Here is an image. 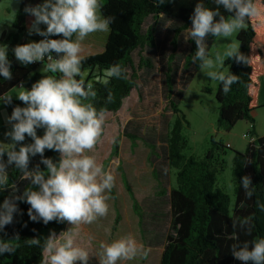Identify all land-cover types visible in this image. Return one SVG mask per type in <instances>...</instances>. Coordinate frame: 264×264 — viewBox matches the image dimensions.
Here are the masks:
<instances>
[{
  "label": "clouds",
  "instance_id": "1",
  "mask_svg": "<svg viewBox=\"0 0 264 264\" xmlns=\"http://www.w3.org/2000/svg\"><path fill=\"white\" fill-rule=\"evenodd\" d=\"M15 2L19 5L24 0ZM154 2L160 4L163 0ZM213 2L214 9L199 0L195 3L189 17L188 39L196 45L192 62H199L204 76L219 81L226 95L233 84L239 83V76L220 70L225 58L250 65L251 57L240 51L241 43L231 40L223 57L217 53L213 59L208 51L209 37L230 40L235 33L246 30L250 21L264 25V0ZM221 8L229 14L227 17ZM13 11L16 14L19 8ZM23 12L32 17L27 35L42 39L17 44L12 53L25 67L41 63L44 74L30 89L23 82L14 87L18 90L15 98L24 106L16 105L11 115H5V123L10 127L3 133L8 142L0 141V193L7 191L8 195L0 203V232L14 222L15 214H23L19 203H26L30 206L27 215L31 221L70 225L59 234L50 230L46 237L25 240L27 246L41 249L40 264H90L92 256L98 258L99 264L146 258L150 249L132 234L100 242L96 254L80 239L82 226L108 216L110 193L116 182L114 172L105 170L91 154L104 136L107 109H98L94 103L97 91L94 83L87 81L88 74L83 68L86 59L83 42L93 33L109 32L115 18L103 14L100 0H41L36 4L24 3ZM11 69L9 47L0 44V76L5 81L13 79ZM127 71L119 63L111 64L96 78V83L107 88L112 79H127ZM113 99L109 90L105 103ZM12 101L9 91L0 94V105L10 106ZM38 129H43L42 135H38ZM26 138L31 142H26ZM46 150L57 153L58 159L45 156ZM37 155L39 161L30 167ZM10 168L19 171L20 181H28L22 192L15 181L9 183ZM239 183L246 199H251L255 191L251 176L244 175ZM257 206L264 211V203L257 201ZM232 227L251 235L252 217H236ZM232 238L235 242L230 252L236 261L264 264V237L241 241L234 231ZM17 239L18 234L13 239L0 237V256L15 255L19 245L11 241Z\"/></svg>",
  "mask_w": 264,
  "mask_h": 264
},
{
  "label": "trees",
  "instance_id": "2",
  "mask_svg": "<svg viewBox=\"0 0 264 264\" xmlns=\"http://www.w3.org/2000/svg\"><path fill=\"white\" fill-rule=\"evenodd\" d=\"M38 2L41 0H24V3L36 4ZM196 2L198 0H171V2L163 0L160 4L154 0H100L103 14L113 16L115 22L110 26L102 52L98 55L86 56L83 68L88 74L87 81L95 85L97 97L94 103L96 107L106 108L107 113L117 112L131 90L136 89L137 71L151 68L150 62L140 56L137 66L134 67L132 53L155 49V37L159 29L158 19L163 18L161 22H172L169 28L170 51L164 62L162 80L163 99L173 117L162 139L165 147L163 161L167 169L166 173L171 172V176L173 174V182L168 186V190L160 187L162 183L159 175L155 168L152 169V176L158 185L155 196L166 197L170 210V233L165 237L166 242L159 264H240L230 252V246L235 242L232 238L234 231L238 233L241 241L264 237V211L257 206V201L264 203V135L259 136L254 131V121L251 115L257 109L259 82L261 80L264 82V25L258 26L253 20L249 22L246 30L236 34V42L241 43L240 51L251 57V63L245 65L236 63L234 59L226 58L223 66L226 68V73L231 71L238 75L239 83L233 84L231 91L225 95L219 82L215 92V100L218 104L215 126L218 131L229 132L241 121L251 125L252 141L249 142L246 150L242 153L232 151L230 168L233 191L231 197L218 187L217 183V175L223 171L226 151L231 150L230 145L226 146L211 137L210 148L202 159L193 156L185 157L183 154L188 149V141L183 136L182 129L188 124L178 108L182 93L178 91L176 80L179 74L184 88L192 74L200 68L198 61L195 64L192 62L196 50L194 41L188 39L186 41L187 46L189 45L187 52L177 53L184 41L183 36H188L191 26L189 17ZM199 2H203L209 8L216 7L213 0H199ZM24 3L18 5L19 12L15 14L12 22L15 33L0 36V44H7L9 47V59L12 61L13 73L11 81H5L0 76V94L10 92L21 82L29 88L41 77L34 72L32 67L18 65L12 53L14 46L22 44L21 36L27 34L25 20L29 16L23 12ZM220 11L226 17L229 15L224 12L223 8ZM149 18L152 24L144 30L143 26ZM213 39L214 37H209V41ZM114 63H119L128 70L126 73L128 78L112 79L107 88L96 83V78L103 74V70ZM109 90L114 99L111 103H105ZM16 105L22 106L23 104L17 99L12 101V105L7 108L12 111ZM37 131L38 135L43 134V129ZM125 136L130 140L131 148L134 147L135 137L128 134ZM119 139L117 137L113 143L112 153L114 154L118 151ZM26 142H31L30 138H26ZM150 146L149 154L155 157L152 153L153 148ZM45 156L58 159V154L52 151L46 150ZM39 159L38 155L32 158L30 167H33ZM148 161L154 167L152 160L148 159ZM41 168L43 169L44 165H41ZM9 173V183L11 184L12 181L17 183L20 177L19 171L10 168ZM244 175H250L252 179L255 191L251 199H246L245 192L239 183ZM27 184L28 181H23L21 192ZM7 195V191L0 193V203ZM132 204L133 213L137 216L139 224L142 216L134 198ZM29 207L26 203H19L23 214H15L14 222L0 232V237L6 240L19 235V239L11 241L14 245H19L16 254L0 256V264H40L41 249L27 246L25 240L36 236L46 237L50 230H55L57 234L64 230L65 223L50 222L44 225L42 221H31L27 215ZM248 216L252 217L251 235L239 229H233V219ZM115 220H118V216Z\"/></svg>",
  "mask_w": 264,
  "mask_h": 264
},
{
  "label": "rangeland",
  "instance_id": "3",
  "mask_svg": "<svg viewBox=\"0 0 264 264\" xmlns=\"http://www.w3.org/2000/svg\"><path fill=\"white\" fill-rule=\"evenodd\" d=\"M160 20V21H159ZM158 19L159 29L155 37L156 47L153 50L134 51L132 62L134 67L138 64L139 56L150 62L151 68H143L137 71V86L132 89L129 96L122 102L117 112L107 113L105 132L101 142L93 151L105 168L111 169L116 177L115 187L110 195V211L106 218L99 219L96 223L82 226L80 239L89 247L93 254L99 252L100 242H110L114 238L126 234H132L145 248L150 249L146 258L137 257L131 261H124L122 264H159V260L165 245V237L170 233V210L166 197L158 198L156 195L157 183L152 176V169L155 168L162 183L160 186L168 190L173 182V174L166 173V166L163 161L164 142L169 122L173 119L163 99L162 80L164 62L170 51L169 28L170 21ZM157 23V25H158ZM152 24L149 18L146 20L143 29ZM108 32H97L88 36L83 42V55L94 56L102 52ZM236 34L230 40L214 37L208 41V51L211 58L215 59L217 53L222 57L227 50L231 40L236 41ZM181 38L178 53L187 52L189 45L186 44L188 36ZM35 37L30 36L28 39ZM179 42V43H180ZM19 63V62H18ZM20 64V63H19ZM226 73V68L220 69ZM176 85L182 96L178 101V108L187 121V126L182 129L183 136L188 141V149L183 152L185 157L193 156L202 159L210 148V138L223 144L229 143L231 150H227V156L223 165V171L217 175L218 187L232 197V181L230 160L232 151L244 152L249 144L251 125L248 122H238L229 132L218 131L216 120L218 104L215 100V92L219 81H214L201 72L199 69L188 84L183 88V83L178 74ZM263 91V89H261ZM17 89L11 93L13 99ZM259 92L262 102L263 92ZM0 141L8 142L3 133L10 127L5 123V115H11L7 106L0 105ZM24 106V105H22ZM253 127L258 135H264V106L258 107L252 115ZM256 133V134H257ZM125 134L134 136V147ZM244 135L246 137H244ZM250 135V136H249ZM119 137L118 151L112 153L113 143ZM151 146H150V145ZM149 146L153 148L154 156L149 154ZM227 146V144H226ZM151 159L153 166L149 164ZM18 187L22 188L23 181L18 180ZM232 187H229V186ZM133 198L137 202L142 219L138 224L137 216L132 210ZM118 216V220L115 218ZM142 224V227H140ZM70 225L65 222L64 230ZM89 237L94 239L89 240ZM90 264H99L98 258L92 256Z\"/></svg>",
  "mask_w": 264,
  "mask_h": 264
},
{
  "label": "crops",
  "instance_id": "4",
  "mask_svg": "<svg viewBox=\"0 0 264 264\" xmlns=\"http://www.w3.org/2000/svg\"><path fill=\"white\" fill-rule=\"evenodd\" d=\"M16 8H18V5L16 4L15 0H0V36L6 35L9 33H15V31L12 28V22H13L14 17H15V13H14L13 9H16ZM31 20H32V17H27L25 20L26 32H27L28 26L30 25ZM29 37L30 36H28L27 34L21 36L20 39H21L22 44L30 42V41H37L38 42L40 39H42V37H39L37 35H33V37H35L36 40L33 38L28 39ZM16 62L18 65L25 67V66L19 64L18 61H16ZM27 67H32L34 72L39 74V75L44 74L43 65L39 62H37L34 66L28 65ZM261 89H263V91ZM15 90H16V88L11 90L10 94L13 93V91H15ZM260 91H262L264 94V82L262 80L259 82V87H258V91H257V99H256L257 109L260 106H264V98H263L262 102L259 101V99H260L259 92ZM14 100H17V99H13V101ZM1 108H2V106L0 107V109ZM253 113L251 115H253ZM254 131L257 133L255 128H254ZM257 135H258V133H257ZM259 136H261V135H259ZM226 144L230 145L229 143H226Z\"/></svg>",
  "mask_w": 264,
  "mask_h": 264
},
{
  "label": "built area",
  "instance_id": "5",
  "mask_svg": "<svg viewBox=\"0 0 264 264\" xmlns=\"http://www.w3.org/2000/svg\"><path fill=\"white\" fill-rule=\"evenodd\" d=\"M34 64H36V63L30 64V65L32 66V65H34ZM19 85H20V84H19ZM19 85H18V86H19ZM30 87H31V85H30ZM30 87H29V89H30ZM244 137H246V136L244 135ZM251 141H252V138H250V141H249V142H251ZM227 146H228V145H227Z\"/></svg>",
  "mask_w": 264,
  "mask_h": 264
}]
</instances>
